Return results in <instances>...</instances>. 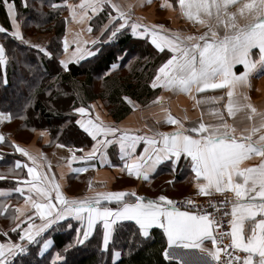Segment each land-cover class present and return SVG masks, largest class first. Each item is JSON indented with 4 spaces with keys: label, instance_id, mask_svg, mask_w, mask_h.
Listing matches in <instances>:
<instances>
[{
    "label": "snow or ice",
    "instance_id": "1",
    "mask_svg": "<svg viewBox=\"0 0 264 264\" xmlns=\"http://www.w3.org/2000/svg\"><path fill=\"white\" fill-rule=\"evenodd\" d=\"M5 3L11 28L0 25V33L52 59L53 53L46 47L25 38L15 4L8 0ZM65 4L72 19L79 16L81 23L91 19L89 11L95 14L103 10L104 5H109L116 15L109 12V23L104 26L107 38L92 41L94 45L113 42L129 32L134 38L150 41L160 53L167 49L168 58L156 70L152 88L187 94L195 106L215 104L224 99V96L208 95L197 98L195 94L226 89L224 108L227 116L235 117L238 112H243L248 123L243 127L229 123L224 112L213 107L209 111L214 114L215 122L205 123L201 118L186 127L183 120L174 117L168 109H162L166 113L164 122L176 126L173 131L134 134L115 124H105L98 115L95 119L85 118L88 109L83 106L72 109V114L81 117L74 123L95 141L86 155L76 157L73 153L72 160H93L97 153L104 160V150L115 143L119 145L123 161L121 171H127L129 176L137 179L148 181L156 166L164 161L171 162L173 171L183 164L194 173L198 195L226 194L219 204L209 201L211 212L191 198L186 203L192 207L182 211L177 202L166 195L151 199L135 191L101 192L90 198L69 199L61 192L60 184L55 183L54 176L50 178V167L47 172H38L37 157L15 141H7L5 134L0 133V144L10 143L14 152L31 161L30 165L16 160L8 174L0 173V180L9 176L16 180L15 187L0 189V215L12 220L11 231L20 229L19 240L26 242L7 246L0 243V264H16V257L29 254L27 245H42L37 255L43 257L54 244L50 236L43 234L50 229L55 231L54 226L69 218L80 222V226L63 250L55 253L52 264H68L65 254L89 242L98 223L103 229L100 250L103 254L111 252L117 261L123 253L116 244L125 228L128 229L127 254L131 255L152 238V229L158 227L166 237L161 255L167 264H264V111L258 110L244 91L250 86V76L264 70V0H175L178 12L185 20L205 29L195 33L167 29L164 24L144 23L142 17H134L132 4L126 8L113 0H80L78 6L67 4L65 0ZM161 7L177 10L171 0H164ZM92 30L88 26L87 31L91 33ZM63 48L68 51L66 38ZM253 49L258 52L254 54ZM100 51V47H96L85 53L77 45L70 56L58 62L67 71L73 60L79 63L85 59V54L91 57ZM9 62L8 49L0 43V70H3L0 83L5 85ZM236 65L243 66L244 70L239 74L234 71ZM111 67L115 69L118 65L113 63ZM124 99L135 107L128 97ZM162 100L160 96L153 103ZM13 118V113L0 111V123L10 122ZM140 142L144 147L137 154ZM57 146L66 147L63 144ZM254 157H259L258 164L241 166ZM18 169H27L26 177L30 179L21 177ZM87 170L86 167L72 169L75 173ZM13 193L23 197L25 207L10 204ZM102 201L108 204L114 201L117 206L108 207ZM221 207H230V211L219 217L214 215ZM34 216L41 221L39 225L34 223ZM224 217H228L227 231L223 228ZM126 221L134 222V226L125 225ZM22 225L26 227L22 228ZM67 227L72 229V224L68 223Z\"/></svg>",
    "mask_w": 264,
    "mask_h": 264
},
{
    "label": "trees",
    "instance_id": "2",
    "mask_svg": "<svg viewBox=\"0 0 264 264\" xmlns=\"http://www.w3.org/2000/svg\"><path fill=\"white\" fill-rule=\"evenodd\" d=\"M14 1L17 7L22 6V0ZM1 2L0 0V13L3 14ZM64 2L65 0H26V7L22 6L20 10L22 18L20 23L24 35L54 32L47 47L53 53L52 59L45 57L34 48L21 46L0 33V43L8 49L10 57L6 69L8 83L6 85L0 83V111L13 113L14 118L10 123L17 124L18 130H24L28 134L31 132V137L38 129L47 130L51 146L60 143L71 147L81 145L89 147V142L84 144L87 138L74 123L76 114H72V109L100 98L107 107H110L113 117L117 121L122 120L131 111L124 97L139 103L153 98L157 89H152V80L158 67L168 57L166 51L160 53L154 46L151 48L150 41L134 38L129 32H125L113 42L97 44V47L101 49L100 53L91 57L86 56L79 63L72 62L68 66L69 70L65 71L58 62L63 52L66 13ZM107 18L108 13L105 10L97 16L96 20H93L97 29L105 24ZM106 38L107 34L100 41ZM129 56H136L135 60L127 73L120 74L128 64ZM117 57H122V59H117ZM113 63L118 67L113 69L111 67ZM96 82L101 84L103 88L101 92L95 90ZM16 95L19 98L15 99ZM26 104L28 106L25 109ZM67 121H72V123H67ZM4 156L0 172L8 171L17 154L9 153ZM7 181H1L0 188L11 186ZM5 182L7 184H4ZM1 216L6 221V216ZM124 224L134 226L133 222H124ZM11 225L8 224V227L10 228ZM64 226L65 224H62L55 227V231L50 230V234L55 239L52 251H62L76 234L74 227L66 230ZM0 230L4 229L0 228ZM18 233L19 230L9 231V236L18 237ZM100 233L101 228L97 227L89 242L66 253L68 264L74 254L81 256L71 264H103V262L104 264H167L161 255L166 237L163 236L160 228H153L152 238L146 241L141 248H136L131 255L127 254L128 245L125 238L128 229L125 228L116 244V247L123 253L118 261L113 259L111 252L107 254L101 252ZM2 235L4 233L0 232L1 240L6 238ZM27 246L29 254L16 257V264L30 262L51 264L52 251L40 257L37 255L39 245ZM90 246H93L94 250L88 252Z\"/></svg>",
    "mask_w": 264,
    "mask_h": 264
},
{
    "label": "crops",
    "instance_id": "3",
    "mask_svg": "<svg viewBox=\"0 0 264 264\" xmlns=\"http://www.w3.org/2000/svg\"><path fill=\"white\" fill-rule=\"evenodd\" d=\"M1 1L2 12L4 13H0V25L10 29L11 25L7 15V6L5 0ZM8 2L15 4L17 19L19 22H21L22 18L20 17V10L22 6L26 7L25 0H22L23 3H21V7H17V3L14 0H8ZM113 2L120 4L125 8L128 4L134 5L132 9L134 17H142L144 23L164 24L167 29L179 30L186 33H195L197 31L203 32L205 30L203 27L193 26L191 22L185 20L178 12V5H175V0H171V2H173L174 6L177 7L176 11L161 7V5L164 3V0H150V2L149 0H113ZM66 3L78 6L80 0H67ZM63 5L66 7L65 2L63 3ZM105 10L108 13L107 21L102 27H99L97 29L93 20H96L97 16ZM109 12H111L113 16L116 15L114 9H111L109 5H104L103 10H98L95 14H92L91 11H89V16L91 17V19H88L85 22L81 23L79 22V16H77L76 20L72 19V13L66 7L63 43L66 38L69 44V48L67 52H65L63 48V52L59 60L70 56L77 45H79L80 48L85 51V53L89 49L94 50L97 47V44L94 45L92 41H100L101 39H103L105 34H107V32L104 30V26L108 25L109 23ZM88 26H91L93 29L91 33L87 31ZM21 30L23 32L22 27ZM24 36L32 43L40 44L38 38L40 34H27ZM85 41H87V43H84ZM44 47L47 48L48 45L46 44ZM165 51L167 52V49H165ZM257 52L258 49H253L254 54ZM86 56L87 55L85 54V57ZM253 58L255 59L256 56L254 55ZM72 62L75 61L73 60ZM243 70L244 69L242 65H236L234 68V71L237 74H239ZM152 89H157L155 90L156 92L153 98H151L145 104H140L139 102H137L140 105H146L143 108H140L136 104L135 107H133V104H130L127 100H125L126 103H128V105L131 107V111L125 116V118H122V120L116 121L111 116H109L108 107L100 98H96L88 102L87 105H83V107L88 109V113L85 118L95 119V117L98 115L100 120L105 124H115L117 127L129 130L134 134L147 133L149 135H151L154 131L170 132L175 129V125L167 124L164 122L166 113L162 109H168V111L174 117L183 120L186 127L190 126L192 122L198 121L201 118L205 123L215 122L214 114L209 111L213 107L220 108L224 112L225 118L229 123H235L240 127L246 126V124L248 123L243 112H238L235 117L227 116V110L226 108H224V104L227 100V97L225 95L226 89L207 90L206 93L195 94L197 95V98H200L201 95L224 96L223 100L218 101L215 104H202L199 106H195L194 101L187 94H175L172 91L165 90L161 87ZM244 91H246V94L249 96L250 101L253 103V105L256 106L258 110L264 111V70H258L250 76V86L247 87ZM160 96L163 97V100L158 103H153V101H155L156 98ZM129 99L131 100V98ZM202 113L203 116H201ZM185 117H187V119H184ZM79 118H81L79 114H76V119ZM8 125L10 126L11 123H0V133L5 134L7 141H15L17 144L24 147L31 154L37 157L38 172H47L50 167V178L54 176L55 183L60 184L61 192L65 197L69 199L90 198L94 197L97 193L115 191H135L138 195H142L151 199H155L159 195H166L173 200L186 198L189 196L209 198L212 195L217 194L213 192L211 196L198 195L197 189L195 188L196 181L194 179V173H192L187 167L183 166V164L178 166L177 169L173 171V169L170 167V161H164L158 164L155 171L150 174V178L148 181L137 179L134 176H129L127 171H121L123 161L120 159L119 145L115 143L109 145L104 150L106 153V159L104 160L100 159L99 153H97V157L93 160H72L71 157L73 153L76 157L86 155L95 143V141H93L92 138L84 133L80 128L79 129L82 131L83 135L87 138V141H85L84 144L89 142V147H82L81 145L76 147L66 146L61 148L57 146L60 143H56L51 146L49 144V132L47 130L44 131L39 129L35 131L31 142H22L13 136V130L7 129ZM42 133L44 134L42 135ZM44 147L45 149H43ZM143 147V142H140L137 145V154L142 152ZM69 149H71L72 151H70ZM80 149H83V152H81ZM13 152L14 149L10 143L0 144V166L2 164V160H4V155ZM15 154H17V157L14 161L22 160L31 165V161H28L26 157L21 156L19 153ZM69 160H71L70 164L68 163ZM258 163L259 157H254L251 160L244 161L241 166L250 167ZM78 167H86L88 170L81 173H75L72 171L73 168ZM18 171L21 177H26L27 169H23V171L18 169ZM26 178L30 179V177ZM169 181H171V183H169ZM7 188H13V186H8L0 189ZM52 195L53 197L55 196L54 191ZM53 203H58V201L53 200ZM10 204L19 207H25L23 197H20L18 193L12 194ZM102 204H106V206L108 207L117 206L114 201L110 204L102 201ZM33 220L36 225H39L41 223L38 217L34 216ZM68 223H71L72 227H74L75 229L80 226V222L69 218L68 220L60 221L59 225L54 226V228L59 227L62 224H65L64 227H67ZM10 224H12L11 227H14L13 223ZM21 227H26V225H22ZM97 227L101 228L99 238L101 242L103 231L102 225L98 223L96 228ZM67 229L69 228L67 227ZM17 230H19L20 233L21 230ZM50 230L44 233L48 234L46 236H50V238L54 241L53 246L48 250V252L52 251L55 245V239L52 237V234H50ZM2 236L6 238H3L2 240L0 238V243L5 244L6 246L10 243H26L21 242L19 240V236H9L8 232L7 235ZM41 246L42 245H39V247ZM56 252L57 251H52V259L55 256Z\"/></svg>",
    "mask_w": 264,
    "mask_h": 264
},
{
    "label": "rangeland",
    "instance_id": "4",
    "mask_svg": "<svg viewBox=\"0 0 264 264\" xmlns=\"http://www.w3.org/2000/svg\"><path fill=\"white\" fill-rule=\"evenodd\" d=\"M40 34V36H38V38H39V43L40 44H42V45H49V43L51 42V40H52V37H53V35H54V32L53 31H51V32H46V33H39ZM42 34V35H41ZM51 34H53V35H51ZM38 35V34H37ZM59 39L61 40V35L59 36ZM150 47L152 48L153 47V45H150ZM135 57L136 56H129L128 57V64L126 65V67L124 68V70L120 73V74H125V73H127V71L129 70V67H130V65L133 63V61L135 60ZM95 90L96 91H99V92H101L102 90H103V88H102V86H101V84L100 83H98V82H96V86H95ZM15 99H17V98H19L18 97V95H16L15 97H14ZM150 100V99H149ZM148 100V101H149ZM148 101H146V102H141L140 104H145V103H147ZM15 102H17V100L15 101ZM133 103L134 104H136L137 106H139L140 108H143V107H145L146 105H140V104H138L137 103V101H133ZM131 108V107H130ZM108 114H109V116H111L113 119H115L114 117H113V115H112V113L110 112V107L108 106ZM116 120V119H115ZM117 121V120H116ZM7 129L8 130H13L14 131V137L16 138V139H18V140H20V141H22V142H27V143H29V142H31V140H32V137L30 136V133L31 132H29V134L26 132V131H24V130H21V129H17V124H15V123H13V124H11L10 126L8 125V127H7ZM44 131H46V130H44ZM34 135V134H33ZM49 144H50V141H49ZM44 145V144H43ZM51 145V144H50ZM43 149H45V147L43 148ZM16 153V152H15ZM14 152H13V154H15ZM19 172V171H18ZM0 173H4V174H8V171H1ZM20 174V173H19ZM6 180H8L7 181V183L8 184H10L11 186H13V187H15V185H16V180L13 178V177H11V176H9V178L8 179H6ZM11 180V181H10ZM1 181H5V180H0V183H1ZM6 182L4 183V184H7ZM179 199H181V198H179ZM11 223V219L10 218H8V217H6V221H4V219H3V217L0 215V228H3L4 230H0V232H2V233H7V230H8V234H9V231L10 232H13V231H11V228L12 227H8V224H10ZM65 229H67V227H65ZM15 237H17L16 235H14ZM125 240H126V238H125ZM124 240V241H125ZM139 248H141V247H139ZM91 250H94V247L93 246H90V248H89V250H88V252H90ZM80 256L81 255H78V254H74L73 256H72V258H71V261H70V264L71 263H74V262H76V260H78V258H80ZM27 264H35L34 262H30V263H27ZM103 264H104V262H103Z\"/></svg>",
    "mask_w": 264,
    "mask_h": 264
},
{
    "label": "built area",
    "instance_id": "5",
    "mask_svg": "<svg viewBox=\"0 0 264 264\" xmlns=\"http://www.w3.org/2000/svg\"><path fill=\"white\" fill-rule=\"evenodd\" d=\"M225 195L226 194L217 193V194L212 195L209 198H199V197L189 196V197H186V198L177 199L176 202H177V207H179L181 210H186V209L192 207L191 205H188L186 203V200L188 198H191V199L195 200L197 202V204H199L200 206H202L204 208H207L208 211L211 212L213 210L208 207L209 201H211L214 204H219L221 201L225 200ZM225 211H230V207H221L219 213H214V215H217L219 217ZM223 219H224L223 228H224L225 231H227L229 229V225L227 223L228 217H224ZM227 242L228 241L225 240V243H227ZM240 254L244 255L243 253H240Z\"/></svg>",
    "mask_w": 264,
    "mask_h": 264
}]
</instances>
